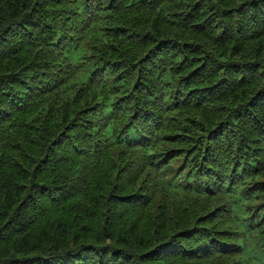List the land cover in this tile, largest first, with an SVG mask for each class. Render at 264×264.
<instances>
[{
  "label": "trees",
  "instance_id": "trees-1",
  "mask_svg": "<svg viewBox=\"0 0 264 264\" xmlns=\"http://www.w3.org/2000/svg\"><path fill=\"white\" fill-rule=\"evenodd\" d=\"M0 264H264V0H0Z\"/></svg>",
  "mask_w": 264,
  "mask_h": 264
}]
</instances>
